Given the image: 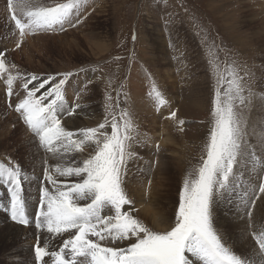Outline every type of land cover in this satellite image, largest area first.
Returning <instances> with one entry per match:
<instances>
[{
    "label": "rangeland",
    "instance_id": "rangeland-1",
    "mask_svg": "<svg viewBox=\"0 0 264 264\" xmlns=\"http://www.w3.org/2000/svg\"><path fill=\"white\" fill-rule=\"evenodd\" d=\"M1 1L0 51L6 50L3 57L4 68L10 67L12 72L7 69V73L0 76V164L21 168L22 196L29 223L21 225L10 219L8 185L4 183V178H0V226L11 221L10 223L26 229L34 227L36 231L35 212L39 190L33 185L37 187L38 183L40 189L42 184H46L42 180L45 161L50 165L53 161H61L64 166H72L73 161L78 163L90 154L85 149L83 152L72 150L66 154L61 150L62 155L58 158H52L46 153L38 138L34 137L16 111L18 98L26 95L23 85L28 77L36 75L63 78L65 73L74 74L62 86L64 105L71 115H60L69 131L78 133L83 128H95L105 118L111 121L113 117L117 119L122 132L125 125H128L131 141L126 156V174L122 170L123 187L127 197L133 202L131 207L134 209V217L155 231L170 230L184 182L197 178L200 160L206 157V145L213 122L212 112L219 92L225 106L231 97V108L242 132L243 152L234 165L228 188L222 190L213 201V225L221 242L230 252L239 256L245 264H254L250 259L244 258L247 257L245 253L238 252L236 243L230 239L229 231L235 235L237 229L221 225L224 217H230L226 210L220 211L221 207L232 205L235 213L247 216L246 231L240 232L251 238V244L253 242L257 248L255 254L252 252L254 257L258 256L264 262V250L260 249L257 242L259 236L264 234V222L260 224L261 234L253 231L255 211L264 204V193L262 197L259 191V184L264 183V0H36L41 6L73 3L76 7L72 8L69 18L79 16L84 22L78 27L65 23L63 30L55 26L54 30L49 31H27L19 48L15 47V42L20 39L19 32L13 27L14 23L9 17L7 0ZM72 23L75 24V20ZM41 34L46 36L36 40V46L34 40H27L28 37L33 39ZM104 38V41L100 40ZM87 39L90 43V40L95 41L91 45ZM11 45L12 54H9ZM138 67L143 76L148 77L146 81L154 83L156 88L158 85L156 91L159 90L162 99L168 102L158 105L157 112L160 114H157L156 123L151 121V117L145 118L133 105L138 97L135 96L138 90L130 79ZM8 76H12L13 80L11 95H8ZM34 83L35 81L28 84L29 89ZM80 88L85 91V100L79 105L87 110L88 117L81 119L82 123L78 122L77 127H73L67 120L77 114L75 102ZM43 91L40 90L36 95H41ZM149 95H145V99ZM172 111L177 113L174 119L168 115ZM165 120L169 121L166 128L174 131L171 132L172 143L165 146L170 176L167 175V183L159 188L156 181L164 182L161 180L164 179V174H159L155 179L149 178L148 181V175L141 172L145 166H151L152 155L148 159L149 155L145 151L149 143L147 139L151 137L156 140V134L159 133L157 131ZM181 120L186 123L181 124ZM75 128L77 130H72ZM4 129L6 132L13 130V133L5 138ZM107 131L110 134V126ZM78 137L74 136L73 139ZM32 138L44 152L43 165H40L39 171L31 167L33 162H29V140ZM159 139L158 137L157 140L160 141ZM158 141L156 144L160 145ZM130 161H135L134 165ZM138 165L141 166V172L138 173L142 175L136 177L141 181L136 180L137 185L130 180L131 183H128L125 176L128 178L132 174V166L136 168ZM134 172L136 173V169ZM65 179L75 182L77 178L72 180L62 177L61 180ZM150 184L155 186L151 193L157 191L155 197L159 199L158 204H162L159 206L169 208L167 211L170 223L167 229L157 228L151 219L145 217L143 212L141 214L142 206L131 191L138 188L144 198H150L151 194L148 195L150 192L147 190ZM123 210H128V206ZM105 213H109V210H105ZM38 236L40 237L36 233L34 238L27 239L24 235V241L21 242L13 236L7 237L6 242L0 243V264H35L34 245ZM67 238L65 235L64 239ZM100 243L105 247H117L123 242L108 239ZM61 245L62 240H58V246L54 250H58ZM187 255L193 263L203 262L191 254ZM45 260L47 264H53L49 257H45ZM262 262L260 264H264Z\"/></svg>",
    "mask_w": 264,
    "mask_h": 264
},
{
    "label": "snow or ice",
    "instance_id": "snow-or-ice-1",
    "mask_svg": "<svg viewBox=\"0 0 264 264\" xmlns=\"http://www.w3.org/2000/svg\"><path fill=\"white\" fill-rule=\"evenodd\" d=\"M73 7H76L73 3L41 6L36 0H7L11 21L19 32L15 47H20L27 31H49L55 26L63 30L65 23L73 27L83 23L79 16L69 18ZM5 52L0 51V70L5 67ZM72 75L28 77L23 85L26 95L18 98L16 104L23 123L52 158L62 155L61 150L83 152L86 141L91 149L87 158L78 163L73 161L72 166L49 165L45 161L42 180L46 184L39 189L35 227L46 230L49 237L62 240V245L49 251L48 237L38 236L34 245L35 264H47L45 257L53 264H193L187 254L203 264H245L221 242L212 217L213 201L228 188L234 165L243 152L242 132L231 108V97L225 106L217 92L206 157L200 160L197 178L184 182L170 230L155 231L134 217L133 202L123 187L122 170L126 174L131 141L128 125L122 132L115 117L111 121L105 118L97 127L80 129L77 133L67 130L62 123L61 113L71 115L64 105L62 86ZM33 81L36 83L29 89L28 84ZM12 82L9 76L8 95L13 93ZM155 97L160 105L168 103L159 91H155ZM176 116L175 111L170 112L171 118ZM74 136L82 138L73 139ZM160 151L156 145L157 155ZM61 177L77 179L62 181ZM0 178L8 185L10 219L27 225L21 168L0 164ZM259 191L264 193V183ZM125 206L128 210H123ZM105 210L110 214H104ZM108 239L126 242V246H102L100 241ZM257 242L264 250V234Z\"/></svg>",
    "mask_w": 264,
    "mask_h": 264
},
{
    "label": "bare ground",
    "instance_id": "bare-ground-1",
    "mask_svg": "<svg viewBox=\"0 0 264 264\" xmlns=\"http://www.w3.org/2000/svg\"><path fill=\"white\" fill-rule=\"evenodd\" d=\"M3 1V0H2ZM2 1H1V3H2ZM98 5V4H97ZM1 11V10H0ZM94 11V10H93ZM95 13V12H94ZM9 15V14H8ZM92 15V14H91ZM9 17H10V15H9ZM10 19V18H9ZM11 22V21H10ZM83 24V23H82ZM81 24H79V26H80ZM14 27V26H13ZM78 27V26H77ZM77 27H75V28H77ZM157 27V26H156ZM155 27V28H156ZM159 29V28H158ZM153 30V29H152ZM151 30V31H152ZM161 30H163V29H161ZM16 31V30H15ZM84 31H86V30H84ZM155 31V30H154ZM157 31V30H156ZM160 31V30H159ZM158 31V32H159ZM17 32V31H16ZM82 32V31H81ZM157 32V33H158ZM164 32V31H163ZM162 32V34H164ZM166 32V31H165ZM85 33V32H84ZM87 34H88V32H86ZM149 33V32H148ZM153 33V32H152ZM155 33V32H154ZM159 34V33H158ZM16 35V34H15ZM91 35V34H90ZM102 35V34H101ZM154 35V34H153ZM36 36V35H35ZM45 36H46V34H41V35H38V36H36L35 38H33V39H31L30 37H28V41H31V40H34V46H36V44H35V42H38V41H36V40H40V39H42V38H45ZM85 36V35H84ZM88 36V35H87ZM100 36V35H99ZM86 37V36H85ZM103 37H106V36H103ZM108 37V36H107ZM106 37V38H107ZM153 37V36H152ZM171 37V36H170ZM169 37V38H170ZM12 38V37H11ZM16 38L18 39V35L16 36ZM87 38V37H86ZM89 38V37H88ZM90 39H91V36H90ZM97 39V38H96ZM149 39H150V37H149ZM162 39V38H161ZM165 39H168L167 37H165ZM98 40V39H97ZM100 40H105V38L104 39H100ZM99 40V41H100ZM163 40V39H162ZM88 43H90L89 41H88V39L86 40ZM91 41V43L93 42V41H95V40H90ZM106 41H108V40H106ZM111 41V40H110ZM164 41V40H163ZM16 42H18V41H16ZM16 42H15V44H16ZM41 42V41H40ZM96 42H98V41H96ZM96 42H94V43H96ZM160 42V41H159ZM14 43V42H13ZM13 43H11V44H13ZM90 43V44H91ZM166 43V42H165ZM5 44L6 43H4V46H5ZM93 44V43H92ZM91 44V45H92ZM104 44V43H103ZM167 44V43H166ZM2 45V44H1ZM161 45V44H160ZM165 45V44H164ZM9 46V45H8ZM38 46H40V45H38ZM151 46H152V44H151ZM159 46V45H158ZM166 46V45H165ZM11 47V49L9 48L8 49V53L9 54H12V45L10 46ZM92 47V46H91ZM156 47V46H155ZM3 48V47H2ZM15 48V47H14ZM157 48V47H156ZM5 49V48H4ZM102 49V48H101ZM159 49V48H158ZM95 50V49H94ZM103 51V50H102ZM157 51H159V50H157ZM156 51V52H157ZM155 52V51H154ZM154 52H153V54H154ZM155 52V53H156ZM100 53V52H99ZM102 53V52H101ZM160 53V52H159ZM152 54V53H151ZM156 54H158V53H156ZM99 55V54H98ZM157 56V55H156ZM164 56H166V55H164ZM9 57V56H8ZM158 57V56H157ZM5 58H7V57H5ZM11 58V57H10ZM159 58H161V57H159ZM159 60V59H158ZM160 60H162V59H160ZM166 61H167V59H166ZM168 62V61H167ZM194 62V61H193ZM155 63V62H154ZM165 63V62H164ZM163 64V63H162ZM9 66V65H8ZM12 66V65H11ZM9 71L11 70V72H12V68H10V67H8L7 68ZM7 69L6 68H4V69H2V70H0V76L2 77V75H4V74H6L7 73ZM135 69V68H134ZM144 71V70H143ZM169 71V70H168ZM10 75V74H9ZM132 78L130 79V80H132V84H134V86L137 88V93L135 94V96H138V97H136L135 98V100H134V103H133V105H135L136 106V108L138 109V111L140 112V113H142L143 114V116L145 117V118H150L151 117V121L153 122V123H156V118H157V114L159 113V112H157L158 111V105H159V103L157 102V100H156V97H155V91L158 89V85H157V88L154 86V83H151V81H146V80H148V77L145 75V76H143V74L140 72V68L138 67V68H136L135 69V72L132 74ZM164 76H165V73H164ZM9 77V76H8ZM12 77V76H11ZM140 77H142V78H140ZM7 78V77H6ZM178 78H180V77H178ZM169 79V78H168ZM8 80V79H7ZM90 81V80H89ZM153 81V80H152ZM36 83V82H35ZM34 83V84H35ZM4 85H5V83H4ZM145 85H146V87H145ZM172 86H174V85H172ZM171 86V87H172ZM11 87H12V85H11ZM84 87V86H83ZM82 87V88H83ZM174 88V87H173ZM172 89V88H171ZM80 90H81V88H80ZM176 90V89H175ZM159 91V90H158ZM85 91L82 89L81 91H79L78 93H79V96H78V99L76 100V102H75V105H77V104H81V102H83L84 100H85V93H84ZM173 92V91H172ZM171 92V93H172ZM150 94L149 96H148V99H145V95H148V94ZM175 93V92H174ZM162 94V93H161ZM165 95V94H164ZM166 97V96H165ZM261 102H263V101H261ZM170 108V107H169ZM172 108V107H171ZM15 110V109H14ZM171 110V109H170ZM87 110L86 109H84V108H81L80 107V105H79V107H78V109H77V114L75 115V117H72V118H70V119H68L67 121H69V123L71 124V126H73V127H77V123L78 122H81L82 123V120L81 119H84V118H86V116H87ZM14 114H15V112H14ZM74 114V113H73ZM160 114V113H159ZM82 115H84V117H81ZM168 115H170V114H168ZM14 116V115H13ZM88 117V116H87ZM169 118V117H168ZM165 119H167V118H165ZM264 119V118H263ZM87 120H88V118H87ZM149 120V119H148ZM7 123V122H6ZM166 123H169V121L168 120H165V122L163 123V125L161 126V127H159V131H157V132H159V133H157L156 135L160 138L159 140L160 141H158L157 140V138H156V140H154V138H152L151 139V137H148V141H149V143L147 144V149L145 150L146 151V153L149 155L148 156V159H150V155H152V159L150 160V162H151V166H145L144 167V169H143V171L141 172V166H137L136 168L134 167V166H132V174H129V176H128V178L125 176V178H126V180H128V183H131V182H134V184H136V183H138V182H135L136 180L137 181H141V180H139V177H140V175H142V174H146V175H148L147 176V180L149 181V178L151 179H155V178H157L158 177V175L159 174H164V179H161V180H164V182H162V181H156V184L158 185V187L160 186V185H164V184H166L165 183V180H166V178H167V175H169L168 174V170H169V164L170 163H168V161H166L167 160V158H168V156L165 154V152H166V148H165V146H169V144L170 143H172V131H174V130H170L169 128H166V126H167V124ZM21 125V124H20ZM66 125H68L67 123H66ZM80 125V124H79ZM154 125H156V124H154ZM22 126V125H21ZM173 126V125H172ZM2 127V126H1ZM4 127V126H3ZM2 127V128H3ZM8 127V126H7ZM151 127H153L152 125H151ZM155 127V126H154ZM84 129V128H83ZM172 129V128H171ZM173 129H174V127H173ZM72 130H77L76 128L75 129H72ZM255 130V129H254ZM4 131H5V129H4ZM153 131H154V129H153ZM263 131V130H262ZM15 132V131H14ZM76 132V131H75ZM4 133V136H5V138L6 137H8L9 136V134H11V133H13V130L12 131H5V132H3ZM154 133V132H153ZM263 135V134H262ZM154 136V135H153ZM3 137V136H2ZM28 138V137H27ZM82 137H78V139H81ZM157 141H158V143H160V145H159V147H160V153H159V155H157V153H156V143H157ZM153 142V143H152ZM25 143H27V142H25ZM29 143L31 144V147H30V154H29V156L31 157L30 159H29V162L30 163H32L33 162V165L31 166V167H34L35 169H37L38 171H39V169H40V165H43V161H42V156H43V150H41L42 148H40V146H39V144L37 143V141H35V139H30L29 140ZM264 143V142H263ZM262 145V144H261ZM28 149V148H27ZM84 149H85V151H87L88 153L90 152V147H89V142H85V147H84ZM144 151V150H143ZM47 153V152H46ZM45 153V154H46ZM66 154V153H65ZM264 155V154H263ZM73 156V155H72ZM47 158H48V155L46 156ZM45 158V157H44ZM77 158V157H76ZM170 158V157H169ZM59 160V159H58ZM62 160H64V158L62 159ZM157 161H159V163H157ZM131 162V164L132 165H134V163H135V161L133 162V161H130ZM154 162V163H153ZM49 163V162H48ZM54 163H60L61 164V166H64L63 165V162H61V161H57V162H54L53 161V163H51V164H54ZM45 164V163H44ZM50 165V164H49ZM141 165V164H140ZM45 166V165H44ZM46 167V166H45ZM45 169V168H44ZM136 169V173L134 172L133 173V170H135ZM29 170V169H28ZM130 170H131V168H130ZM43 171V170H42ZM33 172V171H32ZM41 172V171H40ZM138 172H141L142 174H140V173H138ZM171 172V171H170ZM166 175V176H165ZM263 175V174H262ZM136 176H139V177H136ZM170 176V175H169ZM160 178V177H159ZM256 178V177H255ZM60 179H62V177L60 178ZM74 179H76V178H72V180H74ZM71 180V179H70ZM131 182H130V181ZM261 182V181H260ZM259 182V183H260ZM147 183V182H146ZM257 184V183H256ZM38 183H37V187L35 186V185H33L34 186V188L35 189H38L39 190V188H38ZM137 185V184H136ZM170 185V184H169ZM260 185V184H259ZM32 186V187H33ZM146 186V185H145ZM168 186V185H167ZM258 186V185H257ZM139 187V186H138ZM154 187L155 186H153V184H150V187L149 188H147V190L149 189V194L148 195H150L151 197L150 198H144L143 196H142V193L140 192V189H138V188H135V189H132L131 191L133 192V193H135V195H136V200H137V202H139L138 204H140L141 206H142V208H141V214H142V212H143V214H144V216L145 217H148L149 219H151L152 220V222L155 224V226L157 227V228H160L161 230L162 229H167L168 228V225H169V223H170V216H169V212L167 211V209H169V208H162V207H160L161 205L160 204H158V200L159 199H156V197H155V194L157 193V191L156 190H154L152 193H151V191L154 189ZM171 187V185L168 187V188H170ZM259 187V186H258ZM30 188V187H29ZM160 188V187H159ZM143 190H145V189H143ZM162 190V189H161ZM160 190V191H161ZM164 190H165V188H164ZM159 191V190H158ZM147 192V191H146ZM141 193V194H140ZM163 193V192H162ZM161 195V193H159V196ZM164 195V194H163ZM166 196V195H165ZM170 197V196H169ZM262 197H263V193H262ZM162 198V197H161ZM163 199H165V198H163ZM264 199V198H263ZM164 201V200H163ZM256 201V200H255ZM167 202H168V200H167ZM263 204V203H262ZM160 205V206H159ZM234 206H235V204H233ZM253 206V205H252ZM132 208V207H131ZM138 208V207H137ZM224 210H226L227 211V213H228V215L230 216H228L229 218H226V217H224V219L222 220V222H221V225H223V226H228V227H226V228H235V229H237V232L235 231V230H233V231H235V235H232V231H229V235H231L230 237V239H233V241L232 242H234V243H236V247L238 248V252L240 251H242L243 253H245V256H247V257H244V258H248V259H250L252 262H254V264H260L262 261L260 260V258L258 257V256H255L254 257V255H253V253L256 251L255 249H257V248H255V245L253 244V242H252V244H251V238H249V237H247V235H245V233H244V235L240 232V231H242V232H244V231H246V228H247V216H243V215H241V213L239 212H237V213H235L234 212V207H232V205H227V206H222L221 207V212H223ZM233 210V211H232ZM172 211V210H171ZM245 213V212H244ZM249 213V212H248ZM104 214H110V212L109 213H104ZM140 214V213H139ZM221 214V213H220ZM255 216H256V219H255V221H253L254 222V225H253V231L255 232V234H261V232H262V228H260V224L262 225V223L264 222V204L263 205H260V206H258V208L256 209V211H255V214H254ZM142 216V215H141ZM220 219V218H219ZM218 219V220H219ZM249 219V218H248ZM11 222V221H10ZM4 223V225H2V226H0V243H3V242H6L7 240V237H10V236H13V238L14 239H16L18 242H21V241H24V240H22V237L25 235L26 237H27V239H32V238H34L35 236H36V233H38L39 235H40V237H48L47 238V244H48V250L49 251H52V250H54V249H56L57 248V246H58V239H56V238H53V237H49L48 236V234H47V232L46 231H42V229H37L36 231L34 230V227H30L29 229H26V228H24V227H21V226H18V225H16V224H12V223ZM258 222H259V224H258ZM262 222V223H261ZM224 228V227H223ZM225 229V228H224ZM241 229V230H240ZM227 231V230H226ZM227 233V235H228V232H226ZM247 233V232H246ZM250 234V233H249ZM13 240V239H12ZM14 241V240H13ZM23 243V242H22ZM248 243H250L249 245H248ZM255 243V242H254ZM7 244V243H6ZM42 244H43V241H42ZM4 245V244H3ZM43 246V245H42ZM103 246V245H102ZM121 246H126V242H123L122 243V245ZM253 252V253H252ZM255 254V253H254ZM34 261V260H33ZM262 263H264V262H262ZM193 264H203V262L201 263H198V262H194Z\"/></svg>",
    "mask_w": 264,
    "mask_h": 264
}]
</instances>
